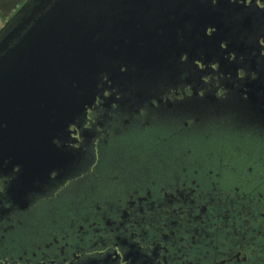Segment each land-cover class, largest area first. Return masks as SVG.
Listing matches in <instances>:
<instances>
[{
	"label": "flooded vegetation",
	"instance_id": "af4514ba",
	"mask_svg": "<svg viewBox=\"0 0 264 264\" xmlns=\"http://www.w3.org/2000/svg\"><path fill=\"white\" fill-rule=\"evenodd\" d=\"M38 1L0 0V40ZM220 1L245 25L227 54L142 99L103 78L62 167L0 161V264H264V0Z\"/></svg>",
	"mask_w": 264,
	"mask_h": 264
},
{
	"label": "water",
	"instance_id": "95a60500",
	"mask_svg": "<svg viewBox=\"0 0 264 264\" xmlns=\"http://www.w3.org/2000/svg\"><path fill=\"white\" fill-rule=\"evenodd\" d=\"M218 2L39 0L28 27L19 24L0 40V161L39 152L35 159L47 169L62 167L51 142L92 105L103 78L142 99L157 82L179 76L182 55L190 65L197 55L227 54L221 41L245 25L232 17L238 8ZM10 145L26 155H6Z\"/></svg>",
	"mask_w": 264,
	"mask_h": 264
},
{
	"label": "rangeland",
	"instance_id": "374dc122",
	"mask_svg": "<svg viewBox=\"0 0 264 264\" xmlns=\"http://www.w3.org/2000/svg\"><path fill=\"white\" fill-rule=\"evenodd\" d=\"M1 18V17H0ZM2 24H3V18L0 19V29L2 27Z\"/></svg>",
	"mask_w": 264,
	"mask_h": 264
},
{
	"label": "crops",
	"instance_id": "0c3cea01",
	"mask_svg": "<svg viewBox=\"0 0 264 264\" xmlns=\"http://www.w3.org/2000/svg\"><path fill=\"white\" fill-rule=\"evenodd\" d=\"M1 17V16H0ZM1 19V18H0Z\"/></svg>",
	"mask_w": 264,
	"mask_h": 264
}]
</instances>
